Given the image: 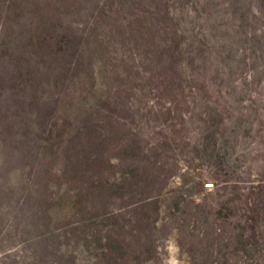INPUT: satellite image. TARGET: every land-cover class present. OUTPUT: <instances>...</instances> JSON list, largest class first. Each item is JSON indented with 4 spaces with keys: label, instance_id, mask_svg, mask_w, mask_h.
I'll use <instances>...</instances> for the list:
<instances>
[{
    "label": "rangeland",
    "instance_id": "1",
    "mask_svg": "<svg viewBox=\"0 0 264 264\" xmlns=\"http://www.w3.org/2000/svg\"><path fill=\"white\" fill-rule=\"evenodd\" d=\"M0 264H264V0H0Z\"/></svg>",
    "mask_w": 264,
    "mask_h": 264
}]
</instances>
